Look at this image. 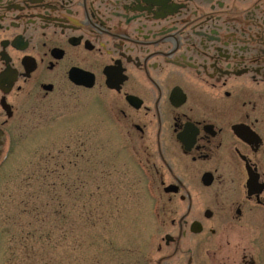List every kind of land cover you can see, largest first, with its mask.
<instances>
[{
	"label": "flooded vegetation",
	"instance_id": "flooded-vegetation-1",
	"mask_svg": "<svg viewBox=\"0 0 264 264\" xmlns=\"http://www.w3.org/2000/svg\"><path fill=\"white\" fill-rule=\"evenodd\" d=\"M27 103H80L60 167L155 205L153 264H264V0H0V177Z\"/></svg>",
	"mask_w": 264,
	"mask_h": 264
},
{
	"label": "rangeland",
	"instance_id": "rangeland-1",
	"mask_svg": "<svg viewBox=\"0 0 264 264\" xmlns=\"http://www.w3.org/2000/svg\"><path fill=\"white\" fill-rule=\"evenodd\" d=\"M80 103H27L7 129L0 177V264H153L162 238L155 205L94 185L90 156L75 165L60 144L87 142ZM88 137V136H87ZM90 142V139H88ZM62 172V174H61ZM63 174L65 176H63ZM81 177L80 188L75 186ZM116 194V195H115ZM125 205V206H124Z\"/></svg>",
	"mask_w": 264,
	"mask_h": 264
}]
</instances>
